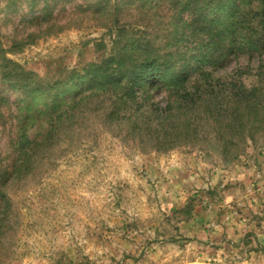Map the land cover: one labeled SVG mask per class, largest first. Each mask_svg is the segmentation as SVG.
Masks as SVG:
<instances>
[{
    "label": "rangeland",
    "instance_id": "1",
    "mask_svg": "<svg viewBox=\"0 0 264 264\" xmlns=\"http://www.w3.org/2000/svg\"><path fill=\"white\" fill-rule=\"evenodd\" d=\"M138 2L0 0V175L9 178L0 185V264H264L263 148L226 165L211 134L156 149L126 123L84 113L53 145L32 150L19 176L10 170L24 96L15 83L64 80L101 61L111 23L125 30L116 49L137 40L158 56L171 50L172 20ZM257 65L239 54L214 76L253 84ZM149 94L148 107L169 101Z\"/></svg>",
    "mask_w": 264,
    "mask_h": 264
},
{
    "label": "trees",
    "instance_id": "2",
    "mask_svg": "<svg viewBox=\"0 0 264 264\" xmlns=\"http://www.w3.org/2000/svg\"><path fill=\"white\" fill-rule=\"evenodd\" d=\"M136 1L172 20L171 50L158 56L137 40L116 49L125 30L111 23L112 49L101 61L67 72L64 80L43 84L35 76L31 84L15 83L24 95L16 101L18 156L10 166L16 176L32 150L53 145L84 113L101 112L106 120L126 123L132 135L146 137L156 149L193 144L211 134L226 165L249 148H263L259 155L264 154V0ZM96 47L103 51L106 45L101 41ZM239 54L258 61L252 73L245 69L253 84L237 75L214 76ZM150 91L166 92V106H146ZM144 113L148 120L139 122ZM33 128L41 130L40 139L30 133ZM6 175H0L3 187Z\"/></svg>",
    "mask_w": 264,
    "mask_h": 264
}]
</instances>
